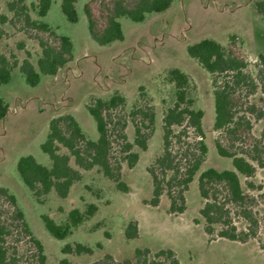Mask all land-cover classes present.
Masks as SVG:
<instances>
[{"label": "rangeland", "instance_id": "rangeland-1", "mask_svg": "<svg viewBox=\"0 0 264 264\" xmlns=\"http://www.w3.org/2000/svg\"><path fill=\"white\" fill-rule=\"evenodd\" d=\"M18 0H0V55L16 62L9 83L0 86V97L8 103V112L0 123V187L15 198L16 207L31 234L41 243L44 264H58L66 258L73 264H91L104 255L120 263L135 264L136 249L147 248L152 254L171 250L179 264H264L260 244L264 234L259 228L256 236L245 243L208 237L203 231L199 210L203 200L197 189L198 175L208 169L231 168L229 159L220 157L214 140L220 134L213 130L214 107L212 76L186 53V47L203 38L214 39L232 47L248 62L247 71L256 84L253 91L242 88L244 99L263 112L260 118L251 115V133L264 144V88L258 77V55H264V21L253 11L252 4L261 0H176L161 13L147 14L141 23L126 18L119 20L123 41L99 46L86 29L82 11L87 0H78V21H66L60 10L61 0H51L47 14L38 15L37 0H21L13 9L8 4ZM24 9L29 20L45 23L53 33L28 27L16 12ZM21 14V13H20ZM68 36L73 47V60L55 76H40L37 86L30 87L19 72L23 60L36 68L41 54L39 41L56 45V36ZM233 38V40H232ZM171 68L186 73L194 107L203 111L202 129L207 153L193 181L184 192L185 209L169 213V199L162 194L157 206L148 201L152 186L147 168L162 152V117L174 100V88L166 79ZM119 93L126 99L123 112L127 115L136 101L152 107L153 130L141 150L134 144V127L128 120L124 133L138 155L133 167L121 164V181L126 191H120L94 167L82 170L73 157L70 166L78 170L81 179L75 182L65 198L55 191L39 200L24 186L16 171L21 156L32 155L45 166L48 157L39 145L45 139L50 120L60 114H70L79 123L87 138L96 139L95 124L86 110L93 98H108ZM179 129H175L178 131ZM189 136L193 137L190 133ZM59 153L68 154L60 148ZM243 191L255 200L252 210L258 221L264 217V168L254 175L240 176ZM251 184L252 187H249ZM12 234L6 237L8 255L14 264H38L37 250L24 235L17 222L11 221L13 209L5 197H0ZM89 204L96 206L94 215L71 229L62 240L54 239L44 228L41 216L56 224L67 222L73 209L84 212ZM237 231H246L247 223L232 213ZM130 222L137 226V237L126 239L124 232ZM218 230V229H216ZM79 243L92 249L90 255H63L65 244Z\"/></svg>", "mask_w": 264, "mask_h": 264}, {"label": "trees", "instance_id": "trees-1", "mask_svg": "<svg viewBox=\"0 0 264 264\" xmlns=\"http://www.w3.org/2000/svg\"><path fill=\"white\" fill-rule=\"evenodd\" d=\"M21 0L10 2L13 9ZM176 0H87L82 7L89 38L99 46L123 41L120 19L126 18L134 23H141L147 14L161 13L168 10ZM78 0H61L60 10L67 22L78 21L76 3ZM51 0H37L38 15L47 14ZM253 11L264 21V0L252 4ZM16 12L24 23L34 29L53 34L45 23L29 20L24 9ZM21 13V14H20ZM1 20H4L0 16ZM1 38V31H0ZM56 45L40 40V57L36 68L23 60L19 72L25 83L35 87L40 76H55L73 60V47L68 36H56ZM233 40V38H232ZM187 55L196 60L212 76L214 120L213 130L220 134L214 140L217 154L229 159L230 169L218 171L208 168L197 178V189L203 200L199 215L203 221V231L208 237H218L229 241L245 243L254 238L261 227L264 234V217L258 221L253 213V197L243 191L240 176L245 179L254 175L256 168H264V144L251 133L250 116L260 118L263 112L250 104L242 95V88L255 89L254 80L247 71L248 62L232 47L224 46L214 39L203 38L186 47ZM258 77L264 88V55H258ZM16 62L0 55V86L9 83L11 71ZM167 81L173 85L174 100L162 117V152L147 168L152 186V196L148 201L157 206L162 194L169 199V213H181L185 209L184 192L193 181L203 163L207 147L202 129L203 111L194 107L190 96V83L186 73L178 68H171L166 73ZM244 96V97H243ZM126 99L119 93L108 98H93L86 104V110L95 124L97 137L87 138L77 120L70 114L53 117L45 139L40 143V151L45 154L50 165L36 161L32 155L21 156L16 162V171L24 186L39 200L52 190L60 198H65L70 187L81 179L78 170L69 164L73 157L75 164L82 170L94 167L113 182L117 189L126 191L121 181V164L125 162L133 167L138 155L132 151V144L127 141L124 130L129 120L134 127V144L141 150L146 148V141L153 130L154 113L149 104L136 101L129 114L123 109ZM8 103L0 97V123L8 112ZM179 129L175 131V129ZM192 134L193 137L189 136ZM68 154L59 153L60 148ZM252 187L251 184H248ZM0 197H5L13 209L11 221L17 222L22 233L30 238L37 250L38 264H44L41 243L31 234L23 221L22 213L16 207L15 198L0 187ZM40 201V200H39ZM96 212V206L89 204L84 212L71 210L67 222L56 224L46 215L41 216L45 230L56 240L66 238L71 229L77 227ZM232 213L237 214L247 223L246 231H237L232 221ZM12 224L7 223L5 212L0 204V264H14L13 256L8 255L6 237L12 234ZM218 229V230H216ZM126 239L137 237V226L130 222L124 232ZM264 252V242L260 244ZM63 255H90L92 249L76 243L65 244L61 248ZM135 264H179L171 250H160L152 254L147 248L136 249ZM58 264H73L62 258ZM91 264H131L126 260L116 262L110 255ZM225 264V263H221Z\"/></svg>", "mask_w": 264, "mask_h": 264}]
</instances>
